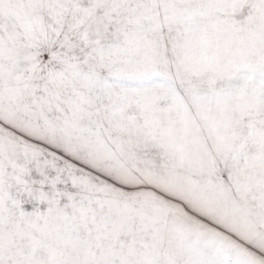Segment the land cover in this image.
Instances as JSON below:
<instances>
[{"label":"snow or ice","instance_id":"1","mask_svg":"<svg viewBox=\"0 0 264 264\" xmlns=\"http://www.w3.org/2000/svg\"><path fill=\"white\" fill-rule=\"evenodd\" d=\"M0 264H264V0H0Z\"/></svg>","mask_w":264,"mask_h":264}]
</instances>
